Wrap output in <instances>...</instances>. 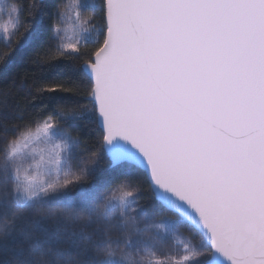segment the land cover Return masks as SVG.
Segmentation results:
<instances>
[{"label":"snow or ice","instance_id":"6c2138e0","mask_svg":"<svg viewBox=\"0 0 264 264\" xmlns=\"http://www.w3.org/2000/svg\"><path fill=\"white\" fill-rule=\"evenodd\" d=\"M99 12L103 28L93 0L54 14L68 25L54 27L57 52L82 62L29 95L64 111L0 128V264H180L161 245L185 224L199 239L182 241L184 264H264V0H101ZM81 89L90 107L69 102ZM81 124L98 151L75 174ZM37 138L39 161L22 150ZM105 158L120 182L85 187ZM159 207L171 215L154 219Z\"/></svg>","mask_w":264,"mask_h":264},{"label":"trees","instance_id":"16d2710c","mask_svg":"<svg viewBox=\"0 0 264 264\" xmlns=\"http://www.w3.org/2000/svg\"><path fill=\"white\" fill-rule=\"evenodd\" d=\"M13 4L18 9L19 26L11 35L8 42L0 43V128L5 126L11 127L13 124H20L27 121L28 117L36 116L41 113L44 118L52 114L53 108L56 111H64L62 107L48 103H41L40 100L34 99L29 95V91L34 92L29 86L33 84L34 80L41 77H48L52 73L53 67L65 66L71 64L72 66H79L82 62L72 50L64 49L65 55L60 56L57 52V46L61 40L54 39V27L58 24L61 28H65L64 22L56 19L54 14L63 9V6L68 4L70 0H6ZM97 6V27L103 28V22L100 20L99 5L101 0H93ZM34 3H39L40 8L37 11L33 8ZM66 10V9H65ZM91 13H82L83 17H87ZM33 16H36L35 24L33 23ZM33 28L37 29L30 46L24 47V41L32 32ZM96 45H89V50L95 48ZM83 51V45L80 48ZM4 53H10L7 61L4 60ZM40 58L41 63L36 64L34 61ZM7 65V67H6ZM83 90L79 96L71 99L69 102L77 104L79 107L85 105L82 99ZM74 107H69L67 111H75ZM20 117L25 120L21 121ZM35 128V125H33ZM73 136H78L80 140L79 149L76 157L71 161L72 171L79 174V167H83L85 163L93 156V153L98 151L97 141L99 140V133L95 131L93 126L81 124L70 129ZM92 167V165H88ZM97 171L90 175L84 181L85 187L91 184L104 182V187L101 189L107 193L114 189L120 182L122 177L111 173L109 171V162L107 158L99 160L95 165ZM71 187V185H69ZM74 192L75 188L72 189ZM137 206L151 210V201L147 195L138 198ZM163 215H171L164 208L159 207L155 210L153 218L159 220ZM57 217H50L49 223H53ZM79 221H69L67 218L60 217L59 225L75 226ZM198 236L194 235L188 226L181 225L175 237H168L161 245V251L171 256L175 261L184 264L183 256L186 254L184 244L182 241H191L196 245Z\"/></svg>","mask_w":264,"mask_h":264},{"label":"rangeland","instance_id":"374dc122","mask_svg":"<svg viewBox=\"0 0 264 264\" xmlns=\"http://www.w3.org/2000/svg\"><path fill=\"white\" fill-rule=\"evenodd\" d=\"M16 9L9 15V9ZM19 26V16L18 9L13 4L7 2L6 0H0V43L8 42L11 35ZM71 33L69 32V35ZM63 36V33H61ZM71 50V49H70ZM44 148V145L40 142V139H33L27 147H23L22 150L25 152L34 151L36 153V159L39 161L41 159L40 149ZM45 159L47 158V153H44Z\"/></svg>","mask_w":264,"mask_h":264},{"label":"water","instance_id":"95a60500","mask_svg":"<svg viewBox=\"0 0 264 264\" xmlns=\"http://www.w3.org/2000/svg\"><path fill=\"white\" fill-rule=\"evenodd\" d=\"M41 1H46V0H41Z\"/></svg>","mask_w":264,"mask_h":264}]
</instances>
